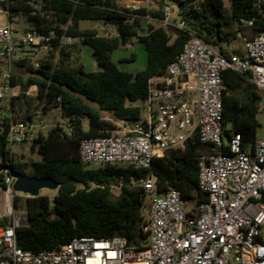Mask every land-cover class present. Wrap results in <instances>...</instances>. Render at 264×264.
<instances>
[{"label": "trees", "instance_id": "16d2710c", "mask_svg": "<svg viewBox=\"0 0 264 264\" xmlns=\"http://www.w3.org/2000/svg\"><path fill=\"white\" fill-rule=\"evenodd\" d=\"M28 1L8 0L5 7L9 23L11 18L21 17L29 30L40 33L54 30L58 35L82 37V45L92 50L98 69L85 72L81 65H71L64 59L55 64L52 51L38 59L37 69L26 58L13 65L12 83L21 91L10 101L13 119L31 122L36 119L32 109L38 108L40 120L52 109H57L61 119L37 134L32 153L35 150L40 159L29 163L11 153L6 144L5 124L0 131V163L15 173L48 178L58 184L51 199L39 195L24 199L22 207L27 221L16 229L17 245L26 251L41 252L58 248L74 237H122L129 247L139 248L146 241L141 230L147 220L145 195L131 180L146 177L150 171L158 194L175 190L184 202H205L206 195L197 187L196 156L217 150L193 137L183 149L154 159L149 170L127 165L88 167L79 158L81 139L100 135L113 127L112 122L138 121L141 107L131 103L145 99L148 79L164 73L189 34L215 46L223 56L241 57V50L229 49V45L239 36L252 38L264 32V18L252 26L239 22L241 18L257 15L253 0H229L228 12L222 0H171L177 19L184 25L183 30H178L138 18L148 15L161 19L162 0H149L148 10L140 9L136 13L118 7L114 0H32L33 8ZM80 21L113 25L119 37L111 40L96 37L94 31L80 30ZM136 37L145 51L146 63L143 70L130 74L110 61V53ZM221 77L223 137L227 141L232 134H238L242 147L246 148L255 141L261 96L242 75L226 70ZM32 85L37 86V94L28 97L25 91ZM83 118L87 120L86 130L81 125ZM60 124L71 130L69 136L59 128ZM21 201L16 196L14 206H20ZM8 221L0 217V227Z\"/></svg>", "mask_w": 264, "mask_h": 264}, {"label": "built area", "instance_id": "2783aa9c", "mask_svg": "<svg viewBox=\"0 0 264 264\" xmlns=\"http://www.w3.org/2000/svg\"><path fill=\"white\" fill-rule=\"evenodd\" d=\"M7 2L0 0V14L8 20ZM162 2L161 19L148 15L133 17L165 29L183 30V23L177 17L171 18V0ZM27 3L34 7L32 0ZM148 8L149 0H132L125 9L136 13ZM253 9L257 15L239 19L241 24L252 26L264 18V0H253ZM20 31L21 35L13 38L10 23L0 27V65L7 60L0 71V100L8 102L7 115L0 119V131L5 124L8 147L33 142L45 130L38 119L40 110L32 112L36 119L31 122L12 117L10 101L21 91L12 83L11 56L21 48H29L37 56L49 53L54 44L69 48L83 42L82 37L58 35L54 30ZM94 32L96 37L106 40L119 37L115 26L103 22L95 24ZM239 40L242 56H223L215 46L189 34L164 73L148 79L138 121L112 122L113 127L79 143L80 161L88 167L127 165L149 170L154 159L183 149L196 137L217 150L196 156L197 187L206 195L205 202L192 203L195 209L186 211L189 203L181 199L179 192H156L149 171L146 177L131 180L149 199L148 217L141 227L146 241L141 247H129L122 237H74L53 250L32 252L17 245L16 229L26 223L27 217L24 210L14 206V179L5 173L0 180L5 202L0 217L9 221L0 227V264H264V139L243 148L238 134H232L227 141L223 137L224 71L244 76L261 96L257 110H264V32L252 38L239 36ZM137 41V37L128 40L123 47L131 50ZM32 66L39 68L37 59ZM37 90V86H29L25 95L35 97ZM59 128L68 136L71 134L67 126L60 124Z\"/></svg>", "mask_w": 264, "mask_h": 264}, {"label": "rangeland", "instance_id": "374dc122", "mask_svg": "<svg viewBox=\"0 0 264 264\" xmlns=\"http://www.w3.org/2000/svg\"><path fill=\"white\" fill-rule=\"evenodd\" d=\"M116 5L122 9H125L127 5L129 4V0H114ZM224 4L225 10L228 12L229 10V0H222ZM170 8L173 10L171 13V18L175 20V12L176 10L173 9L174 6L171 4ZM8 23L7 17L5 14H0V27L6 26ZM12 30H13V38H18L21 35V29L25 30L27 29V25L24 23L23 18L16 17L11 18L10 23ZM78 28L80 30H91L94 31L95 29V22L90 21H80L78 23ZM241 41L239 39L235 40L231 43L230 48H241ZM52 54H53V62L56 64L58 63L59 59H64L67 63L71 65H81L83 70L85 72H93L98 69L97 64L92 56V50L86 46L82 45L80 49H78L77 45H73L69 48H52ZM47 54H39L35 55L34 51L29 48H21L18 49V51L11 56V62L12 65L17 62L20 58H26L33 63L35 59H40L45 57ZM110 61L114 63L118 69L125 71L130 74H135L138 71H141L145 67L146 63V54L143 49V47L138 44L134 43V47L131 50L125 49L122 45L118 46L116 49H114L110 53ZM7 64V60H3V64L0 65V71H3L5 68V65ZM13 69V67H12ZM7 100H0V119H4L7 115V110L5 109L7 105ZM131 105L142 107V102L135 101L132 102ZM38 109H32L39 110ZM61 121V119L58 116L57 110L52 109L46 113V115L42 118V123L45 125V132L48 128L53 126L55 122ZM256 122L258 124V127L256 129L255 133V140L264 139V110L259 111L256 116ZM81 125L84 130L87 129V120L85 118L81 119ZM32 147V142H26V143H19L14 144L13 146L9 147L11 153L21 159L22 161L29 163L32 161H37L40 159L39 154L34 150L33 153L30 152V149ZM54 191H48V190H40L38 195L39 196H47L51 199L53 196ZM17 196L21 198V205L18 206V210H23V201L24 199L28 198L25 196V194L17 193ZM148 206H149V199L147 197L144 198V208L146 211V215L148 217ZM195 209V205L192 203H189L186 207V211H190ZM5 210V202H4V194L0 190V216L4 214Z\"/></svg>", "mask_w": 264, "mask_h": 264}, {"label": "water", "instance_id": "95a60500", "mask_svg": "<svg viewBox=\"0 0 264 264\" xmlns=\"http://www.w3.org/2000/svg\"><path fill=\"white\" fill-rule=\"evenodd\" d=\"M0 8L2 9L3 7L0 6ZM30 151L32 153L33 146ZM2 173L10 174L13 177L12 190L15 193L25 194L29 197L38 196L40 190L55 191L58 187V184L51 179H36L27 175L18 174L13 172L6 164L0 163V180Z\"/></svg>", "mask_w": 264, "mask_h": 264}, {"label": "crops", "instance_id": "0c3cea01", "mask_svg": "<svg viewBox=\"0 0 264 264\" xmlns=\"http://www.w3.org/2000/svg\"><path fill=\"white\" fill-rule=\"evenodd\" d=\"M131 1H132V0H129V3H130ZM173 9H175V7H174ZM95 24H96V23H95ZM172 38H173V37H172ZM230 45H231V44H230ZM230 45H229V47H228V48H229V49H232V48H230ZM81 46H82V45H81ZM81 46H77V47H78V49H80V47H81Z\"/></svg>", "mask_w": 264, "mask_h": 264}]
</instances>
